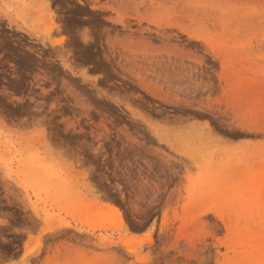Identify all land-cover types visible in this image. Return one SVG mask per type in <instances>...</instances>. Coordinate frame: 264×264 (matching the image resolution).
I'll list each match as a JSON object with an SVG mask.
<instances>
[{
  "label": "rangeland",
  "instance_id": "374dc122",
  "mask_svg": "<svg viewBox=\"0 0 264 264\" xmlns=\"http://www.w3.org/2000/svg\"><path fill=\"white\" fill-rule=\"evenodd\" d=\"M0 264H264V0H0Z\"/></svg>",
  "mask_w": 264,
  "mask_h": 264
}]
</instances>
